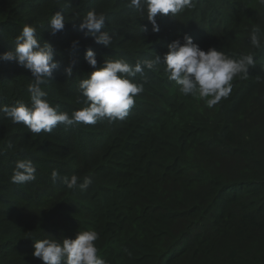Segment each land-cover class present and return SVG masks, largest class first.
Masks as SVG:
<instances>
[{
	"label": "trees",
	"instance_id": "trees-1",
	"mask_svg": "<svg viewBox=\"0 0 264 264\" xmlns=\"http://www.w3.org/2000/svg\"><path fill=\"white\" fill-rule=\"evenodd\" d=\"M194 4L175 17L158 15L157 33L128 0H0V55L14 50L25 23H34L59 64L43 86L47 99L69 114L86 106L78 84L96 70L85 60L88 49L97 68L109 58L135 64L159 55L163 63L168 46L189 35L202 50L255 59L247 78H235L231 95L212 109L181 94L159 65L144 70L146 80L133 79L144 91L124 121L32 134L0 115V264H44L33 256L35 240L75 239L85 230L98 232V255L107 264H264V140L251 131L254 124L240 121L261 111L264 4ZM92 9L106 16L101 32L113 36L111 48L79 31ZM58 11L66 24L52 36L47 24ZM253 28L259 48L250 45ZM33 79L16 62L0 60V106H30ZM20 159L33 161L34 181L11 182ZM53 169L93 184L85 192L68 189L52 181Z\"/></svg>",
	"mask_w": 264,
	"mask_h": 264
},
{
	"label": "clouds",
	"instance_id": "clouds-1",
	"mask_svg": "<svg viewBox=\"0 0 264 264\" xmlns=\"http://www.w3.org/2000/svg\"><path fill=\"white\" fill-rule=\"evenodd\" d=\"M264 4V0H260ZM128 6L141 15L147 14L154 32H159L156 17L158 15L173 17L195 6L194 0H128ZM79 24V31L90 37L95 43L111 48L113 36L101 32L105 26L106 16L92 9L87 12ZM65 15L62 12L53 14L48 22V31L56 36L65 28ZM172 42L168 52L161 57L138 59L131 64L125 59H106L103 67L97 68L96 53L88 49L86 62L93 68L88 78L79 81L78 87L86 106L69 114L53 107L47 97L44 85L51 81L53 73L59 68L55 60V51L50 43L41 42V35L34 23H25L21 33L15 39L14 50L0 55V60L16 62L20 67L31 72L34 79L28 85L30 106L18 103L16 106H0V115L11 120L13 124H23L30 133H51L59 125L73 126L76 124L95 125L108 120L109 122L124 121L130 110L135 106L136 97L143 93V84L133 82L138 75L145 79L144 70L154 71L159 65L165 67L169 81L179 86L184 96L198 97L204 100L207 108L212 109L222 99H227L233 90V81L237 77L247 78L248 71L255 64L252 54H243L233 58L223 51L210 48L202 50L189 35ZM250 45L261 46L259 29L253 28L249 36ZM79 41L72 47L78 48ZM66 75L71 77L72 67H68ZM78 102H81L78 98ZM12 144L8 145L11 149ZM36 166L31 159H20L15 162L11 182L25 184L36 179ZM53 182L60 181L68 189H79L85 192L93 184L91 177L83 182L77 175L63 176L53 169ZM99 234L95 230L79 231L75 239H38L34 243L33 256L41 259L44 264H107L98 255L97 241Z\"/></svg>",
	"mask_w": 264,
	"mask_h": 264
},
{
	"label": "rangeland",
	"instance_id": "rangeland-1",
	"mask_svg": "<svg viewBox=\"0 0 264 264\" xmlns=\"http://www.w3.org/2000/svg\"><path fill=\"white\" fill-rule=\"evenodd\" d=\"M166 17V16H164ZM168 18V17H166ZM261 111H257V109L255 110H251L246 116H244L240 121H242L243 123L247 124L248 126L250 124H254L257 129H251V131L253 132V134H257L260 140H264V95L261 101ZM260 114L262 116V121L260 118ZM51 239V238H49ZM34 252V250H32V253Z\"/></svg>",
	"mask_w": 264,
	"mask_h": 264
}]
</instances>
